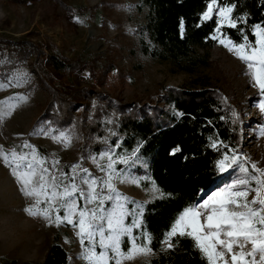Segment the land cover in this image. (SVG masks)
Wrapping results in <instances>:
<instances>
[{
	"label": "rangeland",
	"instance_id": "obj_1",
	"mask_svg": "<svg viewBox=\"0 0 264 264\" xmlns=\"http://www.w3.org/2000/svg\"><path fill=\"white\" fill-rule=\"evenodd\" d=\"M138 1L37 0L33 3H18L0 0V36L8 39H26L38 44L46 53V46L53 45L69 60L78 58L81 62L87 61L89 71L86 70L79 77H76V74H71L69 78L62 75L59 78L54 74L53 76L62 84L66 83L73 88L91 86L93 92H101L122 103H158L165 88L171 85L216 88L228 104L241 136V144L235 150L239 163L248 168L249 173L254 172L252 164L264 169V124L263 112L259 108L264 95L255 84L246 62L242 61L235 51H229L230 46L226 47L219 42L220 39H225L226 43L230 40L222 31V27L228 25V22L221 24L217 14V8L225 5L216 2L214 11L210 14L217 17L219 30L218 43L210 51L209 64L195 72H187L167 62L154 61L140 54L135 29L145 21V13L136 10L135 4ZM67 6L82 10L80 13L70 11ZM230 18L234 19L232 13ZM35 58L33 56L27 65L17 66L8 80L0 79V259L43 261L54 235L59 234V240L71 250L72 264H95V261L83 258L89 249L97 255L100 251H106L109 257L114 256L107 264H116L117 261L119 264H153L151 259L156 253L149 247V239H145L146 243H143L141 234L136 233V229L142 224L141 204L160 197L162 193L147 173V162L135 153L132 157L124 159L127 163L123 162V167H119V162L116 163L115 170L118 175L113 176V188L109 189L99 179H106L108 173L101 171L98 166L106 165L108 158H101V155H85L82 149L83 138L76 129L55 131L54 128L36 125L53 96L47 87L33 82L38 76L32 66ZM89 76H93L92 79ZM29 84L32 86L28 87ZM96 98L93 97V102L86 99V102L95 105ZM78 112L80 113L75 111V114ZM4 154H8V163L5 162ZM20 157L26 159L22 160ZM28 163L33 164L36 172L29 188L38 187L42 169H49V183L52 182V176L62 178L66 175L68 179L63 180V184H69L73 182L71 177L75 175V183L85 191L87 186L82 184L81 178L86 177V174L82 170H87V178H98L96 191L104 199V204L101 207L98 201H94L86 207L95 209L97 216L105 217L102 221H95L97 227H104L105 236L109 235L108 214L121 205L125 212V227L131 226L133 221L140 222V227L132 228L130 236H120L122 255L114 254L111 248L101 249L99 232L91 243L87 237L81 243L79 228L67 223L57 225L54 222L57 213L52 214L53 222H50L41 215H32L26 211L35 204L38 197L28 196L21 190L22 185L13 175V171H29ZM73 165L77 167L73 168ZM254 174L264 179L260 173ZM222 175L221 179L225 180L202 193L196 204L198 209L203 200L214 192H219L237 179L247 176L239 172L236 166ZM250 187L254 188L255 183L252 182ZM57 190L62 191L63 187ZM254 195L255 193L250 191L248 199L251 200ZM109 196L112 197L111 200L108 199ZM39 199L43 200L44 197ZM59 203L57 198L55 205L59 206ZM77 205L74 220L79 219V208L85 206V202L78 198ZM43 206L42 204L41 207ZM58 214L62 217L64 211L61 210ZM200 219L203 221L204 217L201 216ZM135 245H147L151 252H132ZM250 250L251 246H246V251ZM234 251L238 252L239 249L234 248ZM129 255L132 256L131 259L128 258ZM225 258L231 264L230 254ZM255 259L259 264V254ZM219 264H223V261Z\"/></svg>",
	"mask_w": 264,
	"mask_h": 264
},
{
	"label": "trees",
	"instance_id": "obj_2",
	"mask_svg": "<svg viewBox=\"0 0 264 264\" xmlns=\"http://www.w3.org/2000/svg\"><path fill=\"white\" fill-rule=\"evenodd\" d=\"M33 3L37 0H12ZM212 0H139L135 8L145 13V21L135 29L138 50L145 58L167 62L187 72L209 64L210 51L217 45L219 21L215 15L207 21L203 14ZM220 5H235L232 11L237 27H222L223 34L236 43L247 36L255 44L256 25L264 27V0H216ZM68 8V6H67ZM80 13L81 8L69 6ZM183 21V32L180 24ZM243 29V32L240 31ZM48 53L26 39L0 36V79L8 80L17 66L29 64L38 74L34 83L47 87L52 100L36 122L55 131L76 129L83 138L82 149L88 157L114 151L113 158H130L135 153L148 164L147 173L163 195L141 204L142 224L136 229L143 243L156 253L153 264H207L190 237H173L174 249L167 248L164 234L186 208L196 206L203 192L219 185L223 173L216 162L232 156L241 144L236 122L228 104L216 88L167 86L158 103H122L87 88L62 84L54 76L89 71L87 61L69 60L47 45ZM202 51V52H201ZM7 56V57H6ZM6 57V58H5ZM92 79L93 76H89ZM29 84L28 87H31ZM96 96L95 105L92 104ZM87 100L92 102L88 104ZM94 105V107H93ZM93 107V108H92ZM75 111H80L75 114ZM264 124V112L262 118ZM211 138V139H210ZM212 141L217 148L210 147ZM119 145V147H117ZM179 147L174 155L172 150ZM123 167V162L118 163ZM122 165V166H121ZM54 235L43 261L0 259V264H72L71 250ZM126 245V244H125Z\"/></svg>",
	"mask_w": 264,
	"mask_h": 264
},
{
	"label": "snow or ice",
	"instance_id": "obj_3",
	"mask_svg": "<svg viewBox=\"0 0 264 264\" xmlns=\"http://www.w3.org/2000/svg\"><path fill=\"white\" fill-rule=\"evenodd\" d=\"M215 4L216 0H212L207 5L208 10L204 12L203 20L207 21L211 18L210 14L213 13ZM234 7L235 5H225L217 8L221 24L227 21L229 27L236 28L237 20H243V18H230ZM180 28L181 32H183V21H181ZM240 31L243 32V29H240ZM255 36L258 39L254 45L248 41L247 36H244V43L234 44L231 40H227L226 43L225 39H220L219 42L226 47L230 46L229 51H235L236 55L246 62L247 68L251 70L255 84L259 87L261 94L264 95V27L256 25ZM211 39L216 40L217 37L214 35ZM259 108L264 112V100L260 102ZM61 135L63 136V134ZM210 147L217 148V142L212 141ZM179 151L180 149L177 147L172 150L171 154L174 155ZM233 153L231 157L225 154L223 159L216 162L218 171L223 173L236 166L239 172L245 173L247 176L237 179L232 185L221 189L219 192H214L207 199H204L203 203L199 205V209H203V212L196 206L186 208L179 218L176 219L175 223L172 224L170 231L164 234L162 243L167 245V248L164 249L165 251L176 247L171 242L173 237H190L194 241V247L206 258L207 264H219L220 261H223V264H229V260L225 258L227 254H230L231 264H257L255 259L257 254H259V264H264V179H260L254 174L258 172L261 177H264V169L252 164L251 168L254 172L249 173V169L239 163L235 150H233ZM12 155L15 157L14 152ZM114 155V151L111 150L101 153V158L107 157L109 162L106 165H98L101 171L108 173L106 179H99L109 189L113 188L111 183L113 176L118 175L115 170V164L118 162L127 163V160L123 158L113 159ZM4 159L6 163L9 162L8 154H4ZM20 159L23 160L26 157H20ZM40 163L42 164L43 161H40ZM72 167L76 168L77 166L73 165ZM27 168L29 171L24 173L13 171V175L17 177L22 185L21 190L28 196L38 197L35 204L26 209V211L32 215H41L45 219H49L50 222H53L51 221L52 214L57 213L54 222L57 225L67 223L79 228L78 235L81 237V243L84 242L85 237L91 243L94 236L99 232L100 248H111L114 254L122 255L120 253V236L124 234L130 236L132 228L140 227V222L133 221L131 226L125 227L123 223L125 212L122 210L123 206L121 205L118 209H113L108 214L107 229L109 230V235L105 236L104 227L102 225L97 227V223H95V221L104 220L105 217L103 215L97 216L95 209L90 210L86 207L87 204H91L94 201H98L101 207L104 204V199L96 191L98 178H87V170L83 169L82 171L86 174V177H82L81 182L87 186V191H85L84 188L75 183V175L71 177L73 182L69 184H63V180L68 179L66 175L62 178L52 176V182L49 183V169H42L38 187L29 188L33 184V177L36 172L32 163H28ZM252 182L255 183L254 188L250 187ZM61 186L63 190L58 191L57 189ZM250 191L255 193L251 200L248 199ZM41 196L44 197L43 200L39 199ZM57 198L60 200L59 206L55 205ZM78 198L85 202V206L79 208V219L74 220L73 216L78 208ZM108 199L111 200L112 197L109 196ZM42 204L44 205L43 207H41ZM234 208L244 210L236 211L233 210ZM61 210L64 211L62 217L58 214ZM201 216L204 217L203 221L200 219ZM146 239L150 240L148 237ZM248 245L251 246L250 251H246V246ZM234 248H238L239 251H234ZM131 251L148 254L151 249L147 245H135ZM83 258L95 261V264H107V261L114 259V256L109 257L106 251H100L97 255L95 251L89 249ZM128 258L131 259L132 256L129 255ZM116 264H119V261Z\"/></svg>",
	"mask_w": 264,
	"mask_h": 264
}]
</instances>
